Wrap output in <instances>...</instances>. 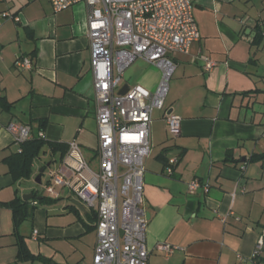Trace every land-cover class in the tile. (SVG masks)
Returning <instances> with one entry per match:
<instances>
[{
  "label": "crops",
  "instance_id": "1",
  "mask_svg": "<svg viewBox=\"0 0 264 264\" xmlns=\"http://www.w3.org/2000/svg\"><path fill=\"white\" fill-rule=\"evenodd\" d=\"M262 11L264 0L195 1L200 39L189 53L174 55L172 85L164 107L154 111L145 161L149 264L258 262L253 253L264 232V158L251 159L264 154V39L254 42L264 27ZM87 32L85 3L56 13L49 0H0V96L11 103L8 109L0 105V264H93L96 209L75 204L79 200L66 197L68 189L59 198L45 186L41 191L36 175L45 165L37 169V158L32 175L20 180L6 160L21 148L7 129L11 121L31 126L35 134L46 121V141L69 148L76 140L91 166H98ZM19 56L30 57L32 68H17ZM137 61L143 65L134 85L155 90L159 69ZM208 61L216 63L210 70ZM124 74L121 89L134 86ZM172 113L182 120L176 136L166 122ZM172 156L178 163L169 174ZM65 157L45 171L56 170ZM196 178L209 189L190 193L188 183ZM35 191L37 198H23ZM40 194L49 198L40 200ZM16 199L28 201L18 212L7 204ZM162 243L174 246L169 256L158 248Z\"/></svg>",
  "mask_w": 264,
  "mask_h": 264
},
{
  "label": "built area",
  "instance_id": "2",
  "mask_svg": "<svg viewBox=\"0 0 264 264\" xmlns=\"http://www.w3.org/2000/svg\"><path fill=\"white\" fill-rule=\"evenodd\" d=\"M196 0H49L57 12L79 3L88 7L91 71L96 100L99 146L98 166L92 167L81 145L73 140L63 163L49 173L46 193L59 198L70 190L87 207L96 209L97 242L93 264H149L146 233L149 219L144 208L145 161L151 153L154 111L164 107L170 80L176 69L174 55L189 53L200 39L193 14ZM137 59L157 67L159 83L151 91L141 85L128 87L121 94L125 70ZM208 61L206 70L215 66ZM19 69H31L30 57H17ZM181 117H166L168 131L176 136ZM7 129L22 143L32 135L31 126L11 121ZM40 132V136H43ZM20 151V150H19ZM177 156L167 161L173 173ZM208 184L199 179L188 183L195 193ZM37 230L34 235L37 236ZM158 248L169 256L174 246ZM264 232L253 256L261 259ZM259 264H264V261Z\"/></svg>",
  "mask_w": 264,
  "mask_h": 264
},
{
  "label": "trees",
  "instance_id": "3",
  "mask_svg": "<svg viewBox=\"0 0 264 264\" xmlns=\"http://www.w3.org/2000/svg\"><path fill=\"white\" fill-rule=\"evenodd\" d=\"M264 27L263 29H260V31L257 32L256 36L254 37V42L256 44L261 43V41L264 39ZM0 105L4 109H8L11 106V103L8 102L5 96H0ZM46 125V121H41L40 123V131L38 133H34L33 128L31 127V137L27 139L26 141L21 143L20 151L15 152L11 156L7 157V162L9 164L10 172L13 174L14 178L16 180L29 178L33 173V162L36 158H38L45 149V147H48L52 154H59L60 158L63 159L68 151V146L59 143V142H49L44 139V136H40V132H43V129ZM44 134V133H43ZM264 154H256L252 157L251 160H258L263 159ZM227 160V159H226ZM225 160V161H226ZM46 168V166H44ZM43 175V173H42ZM35 194V197L39 195L37 191L33 192ZM42 198L40 200L48 199V196H45L43 194H40ZM17 202H20L19 205H16ZM28 201H21V199H16L12 202H9L7 204L14 206V211L18 212L20 207L23 206V204H26ZM26 218V215L23 214L19 219L23 220ZM19 220V221H20ZM264 261V259H259L256 264H259L260 262Z\"/></svg>",
  "mask_w": 264,
  "mask_h": 264
},
{
  "label": "rangeland",
  "instance_id": "4",
  "mask_svg": "<svg viewBox=\"0 0 264 264\" xmlns=\"http://www.w3.org/2000/svg\"><path fill=\"white\" fill-rule=\"evenodd\" d=\"M262 13L264 14V11H262ZM143 65V63L141 61H135L131 66L128 67V69L126 70L125 74H124V80L126 82H128L130 85H134L137 83V67H141ZM172 81H173V76L170 80V86L172 85ZM98 144V141L95 140L92 143L93 148H96ZM90 152L92 153L93 150L91 149ZM60 155H53L50 153V151L45 148L44 151L41 152L40 157H38L35 160V166L36 168L38 167H42V166H46L49 163H51V168H56V165L59 164L60 161ZM37 168V169H38ZM49 167H47L46 171L44 172V174L42 175V183L39 185V188L41 189V191H44V186H46L47 183V179L49 178ZM38 176V174L36 175ZM34 181L32 180V185H34ZM36 185V184H35ZM70 190H67V196L66 197H70L71 200H76V196L73 194L69 193ZM45 192V191H44ZM68 198H66L67 200ZM60 202V201H59ZM62 202V201H61ZM55 205V204H54ZM58 205V203H57Z\"/></svg>",
  "mask_w": 264,
  "mask_h": 264
},
{
  "label": "water",
  "instance_id": "5",
  "mask_svg": "<svg viewBox=\"0 0 264 264\" xmlns=\"http://www.w3.org/2000/svg\"><path fill=\"white\" fill-rule=\"evenodd\" d=\"M127 90H128V87H127V86H124V87L121 89L120 93L123 94V93H125ZM49 165H50V164H49ZM44 171H45V168H44V167L41 168V169H40V172H39V174H38V176H37L36 181H37V183H39V184L42 183V181H41V177H42V173H44ZM34 197H35V196H34L33 193H29V194H26V195L23 196V198H24L25 200H30L31 198H34ZM75 204H77V205L80 206V207L82 206V203H81L80 201H75ZM147 218L149 219V215H148V213H147Z\"/></svg>",
  "mask_w": 264,
  "mask_h": 264
}]
</instances>
